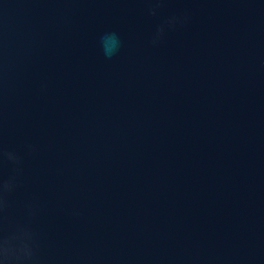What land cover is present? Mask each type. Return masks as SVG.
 Wrapping results in <instances>:
<instances>
[{
    "label": "water",
    "instance_id": "1",
    "mask_svg": "<svg viewBox=\"0 0 264 264\" xmlns=\"http://www.w3.org/2000/svg\"><path fill=\"white\" fill-rule=\"evenodd\" d=\"M3 244L264 264V0H0Z\"/></svg>",
    "mask_w": 264,
    "mask_h": 264
},
{
    "label": "clouds",
    "instance_id": "2",
    "mask_svg": "<svg viewBox=\"0 0 264 264\" xmlns=\"http://www.w3.org/2000/svg\"><path fill=\"white\" fill-rule=\"evenodd\" d=\"M120 39L117 33L111 32L106 33L103 37V51L104 55L107 57L113 56L119 48ZM11 159H16V155L14 153H8ZM10 249L3 244L0 246V264H5V259L8 257Z\"/></svg>",
    "mask_w": 264,
    "mask_h": 264
}]
</instances>
